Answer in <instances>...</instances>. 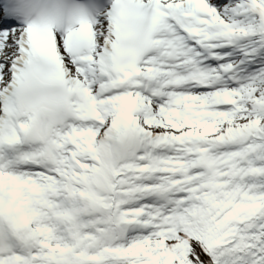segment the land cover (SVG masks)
Listing matches in <instances>:
<instances>
[{
	"label": "snow or ice",
	"instance_id": "6c2138e0",
	"mask_svg": "<svg viewBox=\"0 0 264 264\" xmlns=\"http://www.w3.org/2000/svg\"><path fill=\"white\" fill-rule=\"evenodd\" d=\"M0 264H264V0H0Z\"/></svg>",
	"mask_w": 264,
	"mask_h": 264
}]
</instances>
